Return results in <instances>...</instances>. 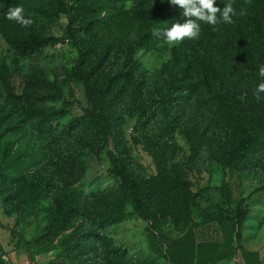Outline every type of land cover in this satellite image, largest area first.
Here are the masks:
<instances>
[{"label": "rangeland", "instance_id": "rangeland-1", "mask_svg": "<svg viewBox=\"0 0 264 264\" xmlns=\"http://www.w3.org/2000/svg\"><path fill=\"white\" fill-rule=\"evenodd\" d=\"M38 1L0 0V13L3 7L22 6L36 35L46 41L24 56L16 46L24 29L0 26V110L23 112L27 102L54 108L64 112L61 129L92 112L85 85L74 77L81 51L89 54L84 71L97 67L93 89H108L107 102L115 94L119 98L102 133L81 128L71 136L36 140L46 150L39 172L53 175L59 187L76 189L88 216L63 227L54 220V192L10 201L0 193V264H31V242L38 264H167L158 235L177 238L188 224L184 204L169 183H188L200 209H235L223 198L226 164L246 131L258 141L230 184L232 199L242 200L249 212L245 245L264 255V99L253 96L261 82V43L254 32L255 25L264 27L261 7L249 2L246 15L219 23V39H202L200 49L187 39L177 45L164 39L145 43L131 62L138 72L129 76L128 43L148 31L149 0H58L60 12L52 19L35 11ZM233 6L237 12L243 7L240 0ZM156 90L157 106L142 117L151 101L148 93ZM27 146L18 149L24 153ZM115 161L143 186L149 221L138 213L134 194L111 193L117 190L110 172ZM90 188L100 194L90 198ZM109 216L121 220L104 226ZM87 232L97 237L86 239ZM42 248L45 254L36 256Z\"/></svg>", "mask_w": 264, "mask_h": 264}, {"label": "trees", "instance_id": "trees-1", "mask_svg": "<svg viewBox=\"0 0 264 264\" xmlns=\"http://www.w3.org/2000/svg\"><path fill=\"white\" fill-rule=\"evenodd\" d=\"M151 4V23L148 31L137 33L128 43L127 60L124 67L128 69L129 76L138 72L137 64H132L133 56L141 50L145 43L156 44L158 38L153 35V29L163 30L171 26L173 22H183V9L170 3V0H149ZM242 9L250 10L252 4L260 6L264 12V0H240ZM233 0H216V5L223 7ZM250 2V4H249ZM10 6L3 7L0 13V26L5 25L23 28V35L16 41V46L24 56H30L46 43L36 35L33 25L22 27L14 21L6 20V13ZM35 11L46 19L54 18L60 12V3L58 0H39ZM26 18H28L26 16ZM220 26L215 27L201 22V35L199 39L193 40L197 49L202 47V39L208 38L212 41L219 39ZM254 32L261 43L259 52V63L264 64V27L254 26ZM67 42H70L68 39ZM154 48V46H152ZM89 54L83 51L79 54L74 77L82 82L86 87V95L94 105L92 112L84 117L76 118L65 126L60 128L59 121L64 117V112L54 108H44L36 103L27 102L24 111L20 108L12 107L0 110V193H5L6 201H10L18 195L29 196L33 199H40L46 194L54 192V220L56 223L67 227L68 223L79 217H86L87 209L85 205L79 204L78 198H81L76 189L59 187L55 183L53 175L46 176L39 172L43 163L41 157L45 155L46 150L40 147L36 140H53L60 135H73L77 130L84 129L91 131L96 129L102 133L111 124L113 110L119 98L115 94L107 102L108 89L95 91L92 87V81L96 75L97 67H91L88 71L84 68L88 62ZM158 92V93H157ZM142 91L137 90L138 98L142 97ZM151 99L147 108L142 112L144 117L150 110L157 106L158 100L155 99L159 91L149 92ZM60 93L56 98H60ZM101 104L98 108L97 105ZM258 141L256 135L246 131L243 139L233 148L228 158L226 167L230 169L228 183L224 185L223 198L228 200L235 209L229 211L212 212L208 208L200 209L196 201L197 195H194L186 182L178 183L171 181V189L178 193L181 202L184 204L187 219V226L182 234L177 238H168L163 234L158 235V241L163 248V259L167 264H218L223 261H232L241 257L245 264H264V258L260 252L249 251L245 246L244 230L249 219V212L243 209L242 200L234 201L232 198L231 182L234 181L238 172L246 159V152ZM28 146V151L21 153L18 147L23 143ZM117 190L116 192H127L135 195L136 207L140 216L149 221L148 206L146 205V195L143 186L137 182L131 175L130 170L121 162L115 161L111 169ZM5 184V186H3ZM56 188H60L56 191ZM96 190L89 189L90 198L100 194ZM96 195V196H94ZM226 200V201H227ZM225 201V202H226ZM183 208V210H184ZM198 208V212L193 211ZM121 217L109 216L104 226H111L119 223ZM189 221V222H188ZM97 237L93 232H87L84 238ZM33 243L27 244L28 258L31 264H38L35 256L31 253ZM45 249L36 252V256L45 254Z\"/></svg>", "mask_w": 264, "mask_h": 264}, {"label": "clouds", "instance_id": "clouds-1", "mask_svg": "<svg viewBox=\"0 0 264 264\" xmlns=\"http://www.w3.org/2000/svg\"><path fill=\"white\" fill-rule=\"evenodd\" d=\"M170 3L183 9V22H173L170 27L163 30L153 29V35L160 38L170 45L182 43L185 39L196 40L201 35V22L215 27L219 23L232 24L233 17L246 15V11L241 9L239 12L234 8L233 3H227L223 9L216 5V0H170ZM6 20L14 21L22 27H30L34 21L30 17L26 18L25 9L14 6L8 9ZM261 82L253 90V96L257 102L264 99V64L258 69ZM246 93L240 97L243 101Z\"/></svg>", "mask_w": 264, "mask_h": 264}, {"label": "crops", "instance_id": "crops-1", "mask_svg": "<svg viewBox=\"0 0 264 264\" xmlns=\"http://www.w3.org/2000/svg\"><path fill=\"white\" fill-rule=\"evenodd\" d=\"M246 246V245H245ZM246 248L249 250V251H252V252H260L262 254V257L264 258V255L263 253L260 251V249H251V248H248L246 246ZM218 264H245L244 260L241 258V257H238L236 259H233L232 261H223V262H220Z\"/></svg>", "mask_w": 264, "mask_h": 264}]
</instances>
